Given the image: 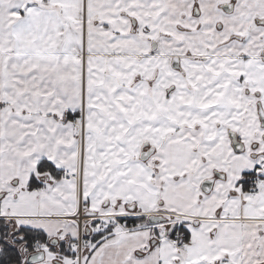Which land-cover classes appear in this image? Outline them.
I'll return each mask as SVG.
<instances>
[{
    "label": "snow or ice",
    "instance_id": "1",
    "mask_svg": "<svg viewBox=\"0 0 264 264\" xmlns=\"http://www.w3.org/2000/svg\"><path fill=\"white\" fill-rule=\"evenodd\" d=\"M0 264H264V0H0Z\"/></svg>",
    "mask_w": 264,
    "mask_h": 264
}]
</instances>
